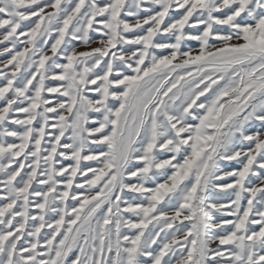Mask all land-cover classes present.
I'll return each mask as SVG.
<instances>
[{"label": "snow or ice", "instance_id": "snow-or-ice-1", "mask_svg": "<svg viewBox=\"0 0 264 264\" xmlns=\"http://www.w3.org/2000/svg\"><path fill=\"white\" fill-rule=\"evenodd\" d=\"M0 30V264H264V0H0Z\"/></svg>", "mask_w": 264, "mask_h": 264}, {"label": "rangeland", "instance_id": "rangeland-1", "mask_svg": "<svg viewBox=\"0 0 264 264\" xmlns=\"http://www.w3.org/2000/svg\"><path fill=\"white\" fill-rule=\"evenodd\" d=\"M143 15V14H142ZM173 16H175V17H178L179 16V13H173L172 14ZM220 15H222V14H220ZM125 19H129V20H131V18H129V17H124ZM27 23V22H26ZM222 31H227V29L225 28V29H222ZM2 32H3V30H0V34H2ZM93 39H95V40H98L99 39V37L98 36H95V35H93ZM164 39H167V38H164ZM51 43V42H50ZM100 45L98 44V43H93L92 45H91V47L92 48H96V47H99ZM4 47V45H0V49H2ZM191 47L192 48H196V47H198V44L196 43V42H191ZM87 50H90V49H88V48H85V47H77V51H87ZM49 55H51V53L49 52ZM9 56H10V54H5L4 56H0V61H4V60H6V59H8L9 58ZM63 62V61H62ZM58 71V70H57ZM4 82L2 81V80H0V84H3ZM49 85H52V86H56V85H59V84H61V83H63V82H58V81H48L47 82ZM53 95H58V94H50L49 95V98H53ZM211 95V94H210ZM62 99H66V98H62ZM203 99V98H202ZM50 115H52V116H54L55 114H50ZM90 115H96V116H98L99 114H90ZM11 127V126H10ZM257 127H258V125H257ZM250 130H254V129H250ZM13 140V138H9V141L11 142ZM244 147L245 148H248L249 147V145L248 144H245L244 145ZM65 163V165H67V164H69V163H71L70 161H65L64 162ZM225 167V170H232L233 168H238L239 167V165H237V164H235V163H233V164H227V165H225L224 166ZM130 182H134V181H130ZM254 183L256 182L255 180L253 181ZM3 202L2 201H0V204H2ZM163 207V206H162ZM218 218H220V217H218ZM186 224L188 223V222H185ZM258 227V226H257ZM23 243V242H22ZM213 247L215 248L216 247V245L214 244L213 245ZM72 258V256L70 255V257H69V259H71Z\"/></svg>", "mask_w": 264, "mask_h": 264}]
</instances>
